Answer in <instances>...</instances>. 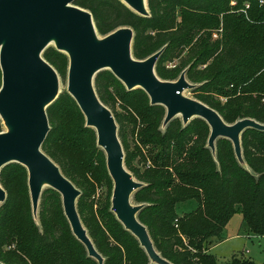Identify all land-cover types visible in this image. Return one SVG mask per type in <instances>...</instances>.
<instances>
[{
  "label": "trees",
  "instance_id": "obj_1",
  "mask_svg": "<svg viewBox=\"0 0 264 264\" xmlns=\"http://www.w3.org/2000/svg\"><path fill=\"white\" fill-rule=\"evenodd\" d=\"M75 4L93 14L103 36L122 26L132 27L133 54L138 59L164 48L157 74L176 80L186 70L187 79L197 85L191 89L195 97L226 122L249 117L264 123V0H148L149 16L136 13L122 0H76ZM43 57L67 77L66 53L49 46ZM95 86L121 124L127 168L145 183L133 199L146 203L138 217L163 257L173 264H218L210 248L225 239L223 231L238 212L250 234L264 236L263 130L248 128L242 133L244 166L227 138L217 140L213 154L208 147L210 126L204 119L196 117L184 125L176 117L163 127L166 108L152 105L142 88L128 90L108 69L96 75ZM119 103L126 114L116 112ZM47 115L51 129L42 149L81 190L77 208L104 264H153L111 210L113 180L106 156L75 99L68 92L60 94L48 106ZM125 120L134 125L133 133L140 125L138 136L150 153L152 166L143 171L133 165ZM0 181L7 192L0 206V262L99 264L73 234L58 191L44 189L35 219L26 167L17 162L5 165ZM102 181L110 192L96 211L88 199ZM188 202L190 209L180 211V205ZM230 264L256 262L234 256Z\"/></svg>",
  "mask_w": 264,
  "mask_h": 264
},
{
  "label": "water",
  "instance_id": "obj_2",
  "mask_svg": "<svg viewBox=\"0 0 264 264\" xmlns=\"http://www.w3.org/2000/svg\"><path fill=\"white\" fill-rule=\"evenodd\" d=\"M75 1L0 0V117L5 128L0 132V171L11 162L26 167L35 219L44 189L58 191L73 234L89 256L104 264L77 208L81 190L42 149L51 129L47 108L60 95V75L43 57L44 50L54 46L69 57L67 91L84 114L86 126L96 131L97 145L105 153L113 180L111 210L139 240L153 264H173L156 249L147 226L139 220L146 203H134L133 196L145 183L137 180L125 164L119 126L97 93L96 75L108 69L128 90H145L152 105L166 108L163 127L176 117H181L184 125L196 117L204 119L210 126L208 147L213 154L217 140L227 138L244 166L242 133L248 128L264 131V123L249 117L226 122L216 109L185 94L197 86L187 79L186 70L176 80H165L157 74L156 63L164 48L145 59L136 58L132 27L122 26L103 36L93 14ZM122 1L136 13L150 15L148 0ZM6 198L0 181V206Z\"/></svg>",
  "mask_w": 264,
  "mask_h": 264
},
{
  "label": "rangeland",
  "instance_id": "obj_3",
  "mask_svg": "<svg viewBox=\"0 0 264 264\" xmlns=\"http://www.w3.org/2000/svg\"><path fill=\"white\" fill-rule=\"evenodd\" d=\"M217 36L218 34L214 35L215 38ZM178 61L179 60L177 59L176 61L172 62V64L178 63ZM67 87V77L63 78L60 76V94L68 92ZM185 94L196 98L194 92L191 90H186ZM116 112L121 115L126 114L125 109L122 107V105H120V103L116 107ZM118 126L120 130L121 124L118 123ZM124 128L127 140L130 145V152L133 157V165L141 171L152 166L150 153L147 148L141 144L140 136H138L140 125L137 127L136 132L133 133L132 129H134V125L129 121L126 122L125 120ZM109 192L110 188L105 181L95 184V191L88 200H90V203L93 202L96 211L99 210V208L104 204ZM112 192L113 187L111 191V198ZM133 202L136 203L134 199ZM187 204L189 205L190 202ZM188 205L184 208L190 209ZM179 210L181 211V207H179ZM223 236L227 239L217 244L210 251L211 254L216 258L218 264H230L234 256L252 259L256 262V264H264V236L250 234L243 223V216L240 212L233 215L225 230L223 231Z\"/></svg>",
  "mask_w": 264,
  "mask_h": 264
},
{
  "label": "crops",
  "instance_id": "obj_4",
  "mask_svg": "<svg viewBox=\"0 0 264 264\" xmlns=\"http://www.w3.org/2000/svg\"><path fill=\"white\" fill-rule=\"evenodd\" d=\"M188 204L187 203H182L181 205H180V207H181V209L182 208H184V207H186ZM227 238L225 237V239L224 240H226ZM223 240V241H224ZM222 242V241H221ZM220 242H218V243H216V244H214L211 248H210V251H211V249H213L217 244H219Z\"/></svg>",
  "mask_w": 264,
  "mask_h": 264
},
{
  "label": "built area",
  "instance_id": "obj_5",
  "mask_svg": "<svg viewBox=\"0 0 264 264\" xmlns=\"http://www.w3.org/2000/svg\"><path fill=\"white\" fill-rule=\"evenodd\" d=\"M261 2H263V1H261ZM233 3H234V2H233ZM246 6L249 7L250 5H249V4H246ZM171 66H174V65H171Z\"/></svg>",
  "mask_w": 264,
  "mask_h": 264
}]
</instances>
